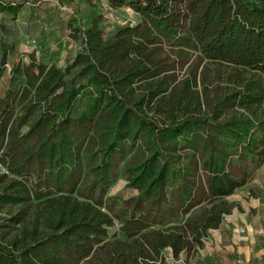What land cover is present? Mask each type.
<instances>
[{
    "label": "trees",
    "instance_id": "16d2710c",
    "mask_svg": "<svg viewBox=\"0 0 264 264\" xmlns=\"http://www.w3.org/2000/svg\"><path fill=\"white\" fill-rule=\"evenodd\" d=\"M107 4L64 67L1 41L0 264H194L264 163V0Z\"/></svg>",
    "mask_w": 264,
    "mask_h": 264
},
{
    "label": "rangeland",
    "instance_id": "374dc122",
    "mask_svg": "<svg viewBox=\"0 0 264 264\" xmlns=\"http://www.w3.org/2000/svg\"><path fill=\"white\" fill-rule=\"evenodd\" d=\"M12 1L18 4L16 14L0 10V49L2 40L14 45L17 41L22 51L44 42L51 51L49 60L62 67L76 47L68 37L67 24L71 18L86 23L92 14L100 13L113 24L135 18L126 6L110 9L107 0H0V3ZM10 66L7 60L6 64L0 61V94L7 85ZM124 184L119 178L108 192L125 194ZM227 199L233 203L231 212L220 228L211 232L194 264H264V167ZM169 264L183 263L169 260Z\"/></svg>",
    "mask_w": 264,
    "mask_h": 264
},
{
    "label": "crops",
    "instance_id": "0c3cea01",
    "mask_svg": "<svg viewBox=\"0 0 264 264\" xmlns=\"http://www.w3.org/2000/svg\"><path fill=\"white\" fill-rule=\"evenodd\" d=\"M19 50L22 51V49L20 48V46H19ZM27 51H29V50H27ZM263 167H264V163H263V164L261 165V167L257 170V173H258L260 170H262ZM242 187H243V186H242ZM240 188H241V187H240ZM238 189H239V188H238ZM238 189H236V190H238ZM236 190H235V191H236ZM229 196H230V195H229ZM229 196H228V197H229ZM228 197H227V198H228ZM221 224H222V223H221ZM221 224H220V226H221ZM220 226H219L218 228H220ZM218 228H217V229H218ZM217 229H214V230H217ZM214 230H211V231H210V234H211V232L214 231ZM210 234H209V236H210ZM208 239H209V237H208ZM208 239H207V241L205 242V245H204L203 248L206 247V244H207V242H208ZM203 248H201V249H203ZM201 249H199L198 252L196 253V257H195V259L197 258V254L199 253V251H200ZM167 255H168V257H167V259H166L167 264H169V260L172 261V262H174V263L178 262V261H173V260L171 259V257H170V253H167Z\"/></svg>",
    "mask_w": 264,
    "mask_h": 264
}]
</instances>
